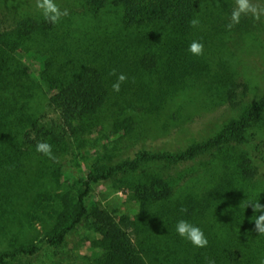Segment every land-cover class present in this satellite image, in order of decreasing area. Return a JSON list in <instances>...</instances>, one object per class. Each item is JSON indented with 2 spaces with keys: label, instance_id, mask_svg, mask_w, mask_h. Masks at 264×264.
Returning a JSON list of instances; mask_svg holds the SVG:
<instances>
[{
  "label": "rangeland",
  "instance_id": "1",
  "mask_svg": "<svg viewBox=\"0 0 264 264\" xmlns=\"http://www.w3.org/2000/svg\"><path fill=\"white\" fill-rule=\"evenodd\" d=\"M56 2L67 15L48 22L47 36L29 41L32 64L21 82L30 104L19 103L13 111L36 114L41 126L57 118L41 80L54 69L89 73L111 98L105 118L90 121L79 148L58 164L38 163L20 152L29 121L0 120V254L32 242L40 248L0 264H264V235L254 225L264 212L247 207L256 200L264 205V116L233 140L227 135L191 159L174 161L191 146L215 138L232 120L241 121L243 109L263 95L264 15L259 20L242 15L247 29H228L235 0H209L202 15L217 41L205 48L210 72L189 51V21H178L162 38L168 44L160 50L159 80L149 84L124 51L142 43V37L123 28L120 10L95 14L85 9L86 0ZM253 2L264 7V0ZM25 18L45 19L35 0H0V32ZM119 74L127 77L120 84L127 95L118 100L112 85ZM29 75L41 88L27 81ZM145 152L166 157L153 161L143 157ZM99 172L108 177L92 185L88 212L110 215L128 242L102 215L97 225L93 216L85 217L58 247L45 243L50 231L71 225L85 181ZM181 219L203 230L207 247L197 248L177 233Z\"/></svg>",
  "mask_w": 264,
  "mask_h": 264
},
{
  "label": "trees",
  "instance_id": "2",
  "mask_svg": "<svg viewBox=\"0 0 264 264\" xmlns=\"http://www.w3.org/2000/svg\"><path fill=\"white\" fill-rule=\"evenodd\" d=\"M207 2L209 0H86L84 6L85 9L95 14L110 7L121 11L119 23L123 28L142 37V43L134 47L131 46L124 51L127 56L132 55L133 62L137 63L135 69L141 75L147 76L149 84H152L157 83L159 80L157 76L160 74V61L158 59L161 51H164L165 44H168V41L162 38L168 34L170 26H173L178 21H189L186 38L190 43L199 41L204 45L203 55H199V58L205 62L203 65L205 72H210L211 64L205 59L207 54L205 48L209 45L217 46V41L205 26V18L202 15L203 9L209 7ZM193 19L199 21L196 26L191 23ZM48 22L45 19L25 18L17 23L16 27L11 31L0 32V120L5 119L11 125L29 121L30 130L24 134L20 152L26 153L27 157L29 156L28 158L35 159L38 163L52 162L53 164H58L59 160L64 156L73 155L77 147L79 148V139L88 133L89 129L87 128H89L88 123L90 121H98L103 119V117L105 118V104L111 97L109 98V92L100 86L99 83H96L89 73L66 72L54 69L53 72L42 74L43 78L41 80L46 86L43 93L48 96L49 106L53 107L58 115L57 118L52 123L41 126V120L36 114H15L12 108L19 103H23L22 105L30 104L27 101L26 94L22 92L24 83L21 82V73H28L30 66H27V64H32L29 53L33 49L30 48L29 41H34L40 36H47ZM234 27L245 30L248 27V22L245 19H240V22L235 24ZM152 44H154V48L145 46ZM148 49L150 50L148 51ZM128 50L130 51L128 52ZM139 65L141 67H138ZM222 66L218 65L219 70ZM127 69L132 71L129 67ZM27 81L41 88L38 80L32 75H29V80ZM142 89L144 88L142 87ZM121 95L125 96L127 94L121 91L114 93L118 100ZM147 95L144 97L142 94L141 98L142 96L145 99L152 98L151 94ZM98 101L99 103L95 104ZM119 105H115V107H119ZM122 109L121 107L120 110ZM243 110L245 112L241 116V121L232 120L223 127L215 138L209 139L203 144L191 146L184 152L175 155L174 161L191 159L206 151L207 147H212V143H219L227 135H230L229 140H233L236 132H246L253 124L258 123L259 119L264 116V93L256 103L248 105ZM118 112L119 110L115 113L118 114ZM108 117L110 115L106 116V119ZM3 127L4 124L0 123V129ZM40 142H47L52 146V153L55 159H50L36 151V146ZM260 146V144L256 145V150H261ZM143 157H150L153 161H161L165 159L166 155L160 152L153 154L145 152ZM262 159L264 161V156ZM244 176L246 177L245 173ZM107 177V173L101 174L100 172L89 176L85 181L84 190L78 196L79 212L74 216L71 225L59 230V232L50 231L44 240L45 243L58 247L65 242L70 232L84 221L85 217L87 219L93 216L95 222L92 224L97 225L99 216L102 215L107 217L110 226L117 228L120 238L128 242L126 232L118 229L109 217L110 215L103 212L92 215L88 212L86 196L90 193L93 184ZM39 249L36 242L19 247L16 246L12 251L1 253L0 262L4 261L5 258L18 255H35Z\"/></svg>",
  "mask_w": 264,
  "mask_h": 264
},
{
  "label": "clouds",
  "instance_id": "3",
  "mask_svg": "<svg viewBox=\"0 0 264 264\" xmlns=\"http://www.w3.org/2000/svg\"><path fill=\"white\" fill-rule=\"evenodd\" d=\"M236 6L231 12L230 23L227 25L228 29H231L235 24L240 22L242 15L251 14L255 19L259 20L261 15H264V7L253 2V0H235ZM35 7L42 12L43 17L55 24L58 23L61 17L67 15L66 10H62L60 5L56 0H35ZM193 26H196L199 21L193 19L191 21ZM189 51L196 56L203 55L204 45L199 41H193L189 46ZM112 75H116L115 70L112 71ZM127 77L124 74H119L117 77V82L112 85L114 91H120V84L123 83ZM36 151L44 154L50 159H55L52 153V146L47 142H40L36 146ZM251 206L254 213L264 212V205H262L259 200L249 202L247 205ZM186 211V209H182ZM255 231L258 234L264 235V214L256 215L254 219ZM177 233L190 241L197 248H205L208 246V239L205 236L203 230L186 221L181 219L176 225ZM209 264H215V261H209Z\"/></svg>",
  "mask_w": 264,
  "mask_h": 264
}]
</instances>
